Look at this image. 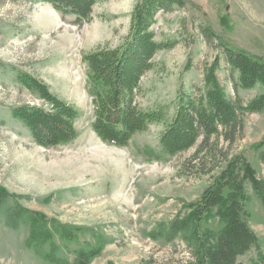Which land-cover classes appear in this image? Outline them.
Returning a JSON list of instances; mask_svg holds the SVG:
<instances>
[{
    "label": "rangeland",
    "instance_id": "obj_1",
    "mask_svg": "<svg viewBox=\"0 0 264 264\" xmlns=\"http://www.w3.org/2000/svg\"><path fill=\"white\" fill-rule=\"evenodd\" d=\"M184 1V6L157 13L151 27L154 39L174 45L155 53L136 97L142 109L162 110L163 119L119 147L103 142L91 128L83 56L126 38L136 0L99 1L82 22L47 2L0 0V186L9 196L0 206V264H56L47 259L49 254L70 262L77 250L100 245L101 254L89 264H187L193 259L182 238L154 239L151 233L184 213L236 156H243L264 186V146L258 147L264 140V108L239 111L233 124L208 138L200 136L194 146L173 156L146 160L140 154L142 147L160 149L159 135L175 114L178 96L202 94L204 75L216 58V77L236 106L244 107L262 92L259 84L239 86L238 72L228 66L220 44L264 60V0ZM205 26L217 39L205 36ZM19 73L43 81L75 106V139L40 146L12 117L11 108L18 105L47 107L18 83ZM244 187L249 225L264 254V207L248 182ZM15 209L22 217L12 226ZM34 212L49 223L33 245L28 241ZM50 223L63 226L72 239L55 233ZM221 226L214 213L201 223L202 229L213 231ZM49 232L52 238H47ZM255 258L251 249L237 260L255 264Z\"/></svg>",
    "mask_w": 264,
    "mask_h": 264
},
{
    "label": "trees",
    "instance_id": "obj_2",
    "mask_svg": "<svg viewBox=\"0 0 264 264\" xmlns=\"http://www.w3.org/2000/svg\"><path fill=\"white\" fill-rule=\"evenodd\" d=\"M50 3L62 14H71L75 22L87 20L93 6L103 0H39ZM184 0H136L132 7L130 27L126 38L117 46L97 47L83 56L86 65V88L91 100L93 116L91 128L103 142L123 147L135 133L163 119V112L142 109L137 100L142 76L152 68V59L160 50L171 48L173 42H157L151 29L159 11H169L174 6H184ZM205 36H217L203 27ZM226 62L238 72V84L248 89L259 84L262 92L244 107L232 103L223 91L216 74L218 58L204 75L205 91L196 96L182 92L178 96L176 111L158 142L160 149L140 148L146 160H161L194 146L200 136L203 139L218 133L220 127L233 124L239 111L257 112L264 108V60L221 42ZM17 81L32 94L42 99L47 107L22 104L11 108V115L29 132L33 141L43 147L66 144L77 136L74 122L79 116L74 105L52 93L41 80L19 73ZM264 146V140L259 144ZM264 160V153L260 155ZM248 182L264 207V186L243 156L227 161L199 199L188 204L184 213H178L165 227L151 233L152 238L168 240L182 238L191 249L192 262L187 264H241L237 258L251 249L255 250V264H264L258 236L249 225V197L244 183ZM226 191V192H225ZM6 190L0 186V206L8 200ZM212 213L222 224L217 231L202 229V221ZM28 242L39 241V233L49 223L45 216L34 212ZM22 217L20 209L10 214L9 224L16 226ZM54 232L66 240L72 239L59 224L50 223ZM47 238H52V232ZM37 241V242H36ZM103 246L79 249L74 259L67 261L53 254L47 259L56 264H89L101 254Z\"/></svg>",
    "mask_w": 264,
    "mask_h": 264
},
{
    "label": "bare ground",
    "instance_id": "obj_3",
    "mask_svg": "<svg viewBox=\"0 0 264 264\" xmlns=\"http://www.w3.org/2000/svg\"><path fill=\"white\" fill-rule=\"evenodd\" d=\"M52 12H54V11H52ZM94 147H95V149L97 148V150H99L98 148H101V147L98 146V145H97V146L95 145ZM105 152H106V151H105Z\"/></svg>",
    "mask_w": 264,
    "mask_h": 264
}]
</instances>
